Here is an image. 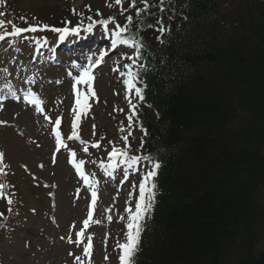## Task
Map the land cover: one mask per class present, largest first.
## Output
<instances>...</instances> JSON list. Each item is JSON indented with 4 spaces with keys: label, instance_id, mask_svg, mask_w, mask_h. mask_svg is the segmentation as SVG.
Wrapping results in <instances>:
<instances>
[{
    "label": "trees",
    "instance_id": "obj_1",
    "mask_svg": "<svg viewBox=\"0 0 264 264\" xmlns=\"http://www.w3.org/2000/svg\"><path fill=\"white\" fill-rule=\"evenodd\" d=\"M122 4L134 153L161 165L134 264H264V0Z\"/></svg>",
    "mask_w": 264,
    "mask_h": 264
},
{
    "label": "rangeland",
    "instance_id": "obj_2",
    "mask_svg": "<svg viewBox=\"0 0 264 264\" xmlns=\"http://www.w3.org/2000/svg\"><path fill=\"white\" fill-rule=\"evenodd\" d=\"M128 11L114 0H0V21L6 22L0 33L11 32L13 24L24 28L34 25L38 29L0 40V121L6 122L0 123V184L5 185L4 196L0 197V224L4 225L0 227V264H77L76 257L83 264H120L118 244L126 242L128 231L126 209L135 211L139 184L149 171L139 163L132 166L122 162L135 152L138 136L128 117L133 97L120 75L129 70L125 65H131V47L119 44L113 48L112 37L106 35ZM88 17L94 21L112 18L107 26H93V31H101L102 42L86 48L84 53L71 54L65 62L60 55L58 64L51 67L47 59L45 63L33 60L34 41H56L60 34L53 28L79 25L83 31L91 22ZM101 51L106 55L91 69L95 96L88 94L90 106L81 111L76 106V93L71 90L81 68L73 62L84 66L91 57L95 63ZM77 88L87 92L85 84H77ZM29 90L41 99L42 112L23 99ZM57 117L61 119V138L67 145L59 150L50 133ZM74 119L79 139L69 140ZM103 127L111 146L120 145L127 151L126 159L111 158L106 143L99 145L96 129ZM70 151L75 153L76 161L84 162L81 167L85 175L96 182L94 204L92 189L69 162ZM110 163L114 167H109ZM9 197L11 206L7 203ZM89 205L92 219L77 244L75 233L84 228ZM148 216L149 211L145 214ZM70 235L72 243L68 241ZM89 236L90 258L83 253Z\"/></svg>",
    "mask_w": 264,
    "mask_h": 264
},
{
    "label": "snow or ice",
    "instance_id": "obj_3",
    "mask_svg": "<svg viewBox=\"0 0 264 264\" xmlns=\"http://www.w3.org/2000/svg\"><path fill=\"white\" fill-rule=\"evenodd\" d=\"M116 5H120L122 3V0H114ZM145 7H147V0H142ZM132 6L135 4V0H131ZM87 7V6H86ZM137 13L141 11L140 9H136ZM73 12L75 14V9H73ZM2 15V14H0ZM21 19H24V17H21ZM112 19L109 17L108 19L101 20V21H94L92 20V17H88V20L91 21L86 27L83 28L84 32L91 33L93 31V26L97 23L107 26L109 20ZM128 23L124 25H115V28L112 30V40H111V47L115 48L119 44L128 45L129 47H132L136 50L137 55H139V49H141L144 45L141 40L136 39L135 37L125 35L129 31V25L132 21V17H127ZM6 22L0 21V28H3ZM10 23V22H8ZM48 25H43V28H48ZM37 26L29 25L28 27H18L14 24L12 25V31H3L0 33V40H4L6 36H20L22 33L25 32H35L37 31ZM54 32H57L60 34V38L63 39L64 36L68 35L69 33L72 34H80L81 33V26H76L72 28L63 27V28H53ZM163 31V29H161ZM106 55L105 51H101L99 53V57L95 59V63H92V58L89 57V63L87 65L81 66L76 65L75 62H73V65L76 67H80L81 71L79 75L74 77L76 80V83L73 84V91L76 93V106L81 110H86L90 105L88 104V94L90 93L92 96H95V92L92 87V81L94 80V76L91 74V69L95 68L97 65H99L102 62L103 57ZM125 68L129 69L127 72H121V77H124L123 83L126 87L127 91H135V94L142 100V89L139 87H136V81L138 77V73L131 70L130 65H125ZM114 71H117L118 69H113ZM71 75V73H69ZM77 84H85L87 85V92H81L77 90ZM13 98L17 99L16 95L13 93ZM2 99V98H0ZM23 99L30 105H34L37 112H42L43 109L41 107L42 101L41 99L36 95V93L32 92L31 90L26 91L24 93ZM131 108H135V105H132L130 103L129 105ZM75 111V109H74ZM79 112H76V116L79 117ZM134 115V113H133ZM46 120L49 119L48 116L44 117ZM132 120V116H129V121ZM0 123H6L5 121H0ZM61 124L60 117H57L55 119V127L52 128V132L55 137V145L56 149L59 150L62 147H67L66 144H64L62 138H61V132L58 130L59 126ZM77 128V120L74 119L72 121V132L67 137V139H79V136L76 131ZM127 137H124V140L127 141ZM98 146V145H94ZM84 151H87V148H84ZM109 156L112 158L115 157H127L128 153L124 149H117L113 148V150L109 153ZM75 153L69 152V162L73 164L75 167L78 175L81 176V178L84 180L85 184L92 189V201L93 204L95 203V200L97 198V193L95 191L94 185L95 180H90L87 175H85L84 171L82 170V164L84 163L81 161H76L74 159ZM148 160V162L151 165V169L146 172L145 176L141 180L139 184V197L137 198L135 202V211H132V209L128 208L126 211L129 213L128 215V223H127V229L126 232V242L118 244L119 249L121 250V254L119 255V261L120 264H134V256L138 250V245L140 242V235L143 231L142 227V221L145 217V214L151 209L152 202L155 197V183H152V179L157 175V170L160 168V163L156 161H152L149 157H141V156H131L128 157V161H122V162H130L131 164H136L140 160ZM3 160V153H0V165H2ZM109 167H114L113 163L109 164ZM0 173H3V167L0 166ZM126 178V177H125ZM5 185L0 184V197L4 196L3 189ZM7 203L9 206L13 203L12 199L9 197L7 199ZM9 211H11V207H9ZM92 205H89V211H88V218L83 221L84 228L81 229V231L76 232V241L75 243L80 244L81 238L84 235V229H86L89 225L90 220L92 219ZM0 217H3V213H0ZM108 219H111L109 216ZM0 227H4L3 224H0ZM63 239V237H62ZM69 243H72L71 235L68 237ZM88 243L84 245L83 253L84 256L90 258V249H91V236L88 237ZM71 255V253H70ZM77 261V264H83V261L80 257L75 258Z\"/></svg>",
    "mask_w": 264,
    "mask_h": 264
}]
</instances>
